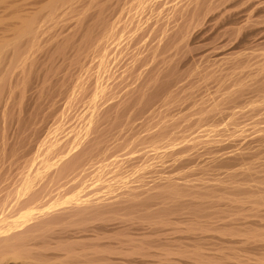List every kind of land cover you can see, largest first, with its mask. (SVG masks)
Here are the masks:
<instances>
[{"label":"bare ground","instance_id":"obj_1","mask_svg":"<svg viewBox=\"0 0 264 264\" xmlns=\"http://www.w3.org/2000/svg\"><path fill=\"white\" fill-rule=\"evenodd\" d=\"M0 264H264V0H0Z\"/></svg>","mask_w":264,"mask_h":264}]
</instances>
